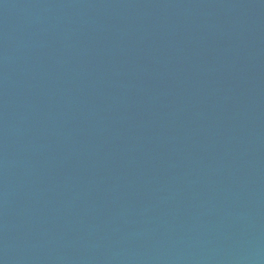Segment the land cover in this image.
Listing matches in <instances>:
<instances>
[{
  "label": "water",
  "instance_id": "obj_1",
  "mask_svg": "<svg viewBox=\"0 0 264 264\" xmlns=\"http://www.w3.org/2000/svg\"><path fill=\"white\" fill-rule=\"evenodd\" d=\"M0 264H264V0H0Z\"/></svg>",
  "mask_w": 264,
  "mask_h": 264
}]
</instances>
